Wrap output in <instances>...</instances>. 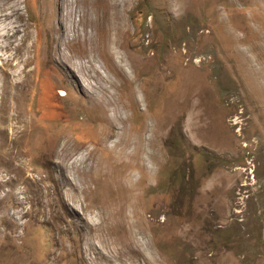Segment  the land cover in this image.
Here are the masks:
<instances>
[{
	"label": "rangeland",
	"instance_id": "obj_1",
	"mask_svg": "<svg viewBox=\"0 0 264 264\" xmlns=\"http://www.w3.org/2000/svg\"><path fill=\"white\" fill-rule=\"evenodd\" d=\"M0 1V264H264V0Z\"/></svg>",
	"mask_w": 264,
	"mask_h": 264
},
{
	"label": "bare ground",
	"instance_id": "obj_2",
	"mask_svg": "<svg viewBox=\"0 0 264 264\" xmlns=\"http://www.w3.org/2000/svg\"><path fill=\"white\" fill-rule=\"evenodd\" d=\"M0 2H1V1H0ZM69 29H70V28H69ZM69 29H68V31H69V33H70L71 30H69ZM11 30H12V32L15 34V33L18 32L19 28H17L16 25H15L13 28H11ZM127 31H128V29H126L124 32L126 33ZM69 33H68V34H69ZM7 34H8V33L6 32V35H3L2 38L6 37ZM25 37H26V36H24V37L22 38V41L25 40ZM13 41H14V40H13ZM17 44H18V43H17ZM19 48H22V45H20ZM23 49H24V48H23ZM116 52H117V51H116ZM143 136H144V137H142V138H143V139L145 140V142H147V144H148V142L150 141V140H149V136H148V135H143ZM146 147H147V146H146ZM146 147H145V148H146ZM63 156H64V155H63Z\"/></svg>",
	"mask_w": 264,
	"mask_h": 264
}]
</instances>
